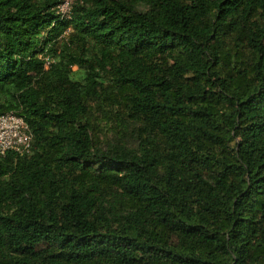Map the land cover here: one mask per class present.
<instances>
[{
  "label": "trees",
  "instance_id": "obj_1",
  "mask_svg": "<svg viewBox=\"0 0 264 264\" xmlns=\"http://www.w3.org/2000/svg\"><path fill=\"white\" fill-rule=\"evenodd\" d=\"M59 4L0 0V264H264V0Z\"/></svg>",
  "mask_w": 264,
  "mask_h": 264
},
{
  "label": "built area",
  "instance_id": "obj_2",
  "mask_svg": "<svg viewBox=\"0 0 264 264\" xmlns=\"http://www.w3.org/2000/svg\"><path fill=\"white\" fill-rule=\"evenodd\" d=\"M75 1L60 0L57 11L63 19H71ZM31 148L32 135L24 118L14 113L0 115V155L29 153Z\"/></svg>",
  "mask_w": 264,
  "mask_h": 264
},
{
  "label": "rangeland",
  "instance_id": "obj_3",
  "mask_svg": "<svg viewBox=\"0 0 264 264\" xmlns=\"http://www.w3.org/2000/svg\"><path fill=\"white\" fill-rule=\"evenodd\" d=\"M76 69V68H75Z\"/></svg>",
  "mask_w": 264,
  "mask_h": 264
}]
</instances>
